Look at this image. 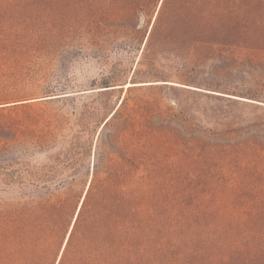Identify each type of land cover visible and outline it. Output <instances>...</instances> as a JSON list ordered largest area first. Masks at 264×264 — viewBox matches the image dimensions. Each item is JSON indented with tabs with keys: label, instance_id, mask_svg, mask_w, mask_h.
<instances>
[{
	"label": "trees",
	"instance_id": "trees-1",
	"mask_svg": "<svg viewBox=\"0 0 264 264\" xmlns=\"http://www.w3.org/2000/svg\"><path fill=\"white\" fill-rule=\"evenodd\" d=\"M74 1L86 36L103 30L133 45L140 18L156 3ZM182 36L190 59L264 73V0H162L138 62L146 76L169 77L159 61L180 56ZM158 83L127 88L102 127L108 155L97 154L74 207L48 196L2 218L0 264H264V121L223 113L219 96L198 91L214 109L196 96L172 108L156 93L172 84ZM135 90L141 93L131 96ZM170 144L182 146L178 160L166 151ZM190 175L197 176L178 178Z\"/></svg>",
	"mask_w": 264,
	"mask_h": 264
},
{
	"label": "rangeland",
	"instance_id": "rangeland-1",
	"mask_svg": "<svg viewBox=\"0 0 264 264\" xmlns=\"http://www.w3.org/2000/svg\"><path fill=\"white\" fill-rule=\"evenodd\" d=\"M161 2L156 0L151 16L140 18L135 45L103 30L96 38L86 36L85 25L73 17L74 0L0 4V223L16 205L28 208L48 196L72 200L74 207L97 154L101 161L108 155L100 143L102 127L127 97V84H172L156 90L172 108L174 102L190 105L196 96L201 107L214 109L198 92L216 95L221 102L214 104L223 113L264 121V73L255 77L230 62L190 59L184 36L181 57L166 53L159 61L169 77L145 75L138 62ZM215 68L223 75L210 76ZM166 151L178 160L182 146L170 144Z\"/></svg>",
	"mask_w": 264,
	"mask_h": 264
},
{
	"label": "bare ground",
	"instance_id": "bare-ground-1",
	"mask_svg": "<svg viewBox=\"0 0 264 264\" xmlns=\"http://www.w3.org/2000/svg\"><path fill=\"white\" fill-rule=\"evenodd\" d=\"M129 86H131V84H127V85H126V87H129Z\"/></svg>",
	"mask_w": 264,
	"mask_h": 264
}]
</instances>
